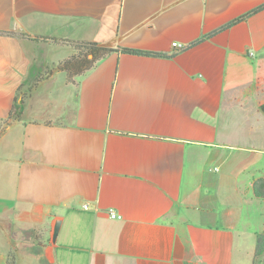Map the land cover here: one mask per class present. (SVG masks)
Listing matches in <instances>:
<instances>
[{"label":"crops","instance_id":"0c3cea01","mask_svg":"<svg viewBox=\"0 0 264 264\" xmlns=\"http://www.w3.org/2000/svg\"><path fill=\"white\" fill-rule=\"evenodd\" d=\"M263 3L0 0V264H236L264 228ZM38 36L161 55L69 82Z\"/></svg>","mask_w":264,"mask_h":264},{"label":"trees","instance_id":"16d2710c","mask_svg":"<svg viewBox=\"0 0 264 264\" xmlns=\"http://www.w3.org/2000/svg\"><path fill=\"white\" fill-rule=\"evenodd\" d=\"M264 8V3L257 6L256 8L250 10L243 16H240L239 19L245 18L248 15ZM215 31L211 32L209 35L214 33ZM35 39H39L41 41H62L64 43H67L70 45L75 52L68 56L67 58L63 59L62 61H59L57 64L54 65L52 69L60 70L65 72L66 79L69 82H73L76 77L81 76L88 70L92 69L97 62H99L101 59H103L106 55L120 51L122 53H129V54H143V55H161V53L147 51V50H139V49H133V48H109L107 46H104L102 44H99L97 42L93 41H74V40H60L57 38H49L44 36H38ZM41 78V75L37 76L36 81H39ZM23 102V98L19 97L15 99L14 108L11 111V114H13L16 109H19ZM258 108L259 110L264 112V101L258 102ZM264 178H259L255 180L254 182V194L257 197L264 196ZM264 252V231L261 235H257L256 237V245H255V254H262ZM11 264V262L9 263Z\"/></svg>","mask_w":264,"mask_h":264},{"label":"rangeland","instance_id":"374dc122","mask_svg":"<svg viewBox=\"0 0 264 264\" xmlns=\"http://www.w3.org/2000/svg\"><path fill=\"white\" fill-rule=\"evenodd\" d=\"M72 48V47H71ZM73 49V48H72ZM73 52L75 50L73 49ZM262 87L259 90V95L262 100H264V83H262ZM262 211V208L259 209V212ZM264 211V209H263ZM264 213V212H263ZM262 223V222H261ZM257 220L254 224L256 227H259L258 232L255 235V238L251 239L247 236L246 239H243V241H237V251H236V264H264V255L263 254H255L250 255V253L255 249L256 245V235H261L264 231V228L262 229L263 225ZM262 229V230H261ZM245 241V243H244Z\"/></svg>","mask_w":264,"mask_h":264},{"label":"built area","instance_id":"2783aa9c","mask_svg":"<svg viewBox=\"0 0 264 264\" xmlns=\"http://www.w3.org/2000/svg\"><path fill=\"white\" fill-rule=\"evenodd\" d=\"M172 47L173 48H177V49H179V48H181V44H179V43H177V42H172ZM86 206H84V208H85ZM109 216L111 217V218H119V216H117L114 212H110L109 213Z\"/></svg>","mask_w":264,"mask_h":264},{"label":"water","instance_id":"95a60500","mask_svg":"<svg viewBox=\"0 0 264 264\" xmlns=\"http://www.w3.org/2000/svg\"><path fill=\"white\" fill-rule=\"evenodd\" d=\"M59 229V223L54 226L53 237L55 238Z\"/></svg>","mask_w":264,"mask_h":264}]
</instances>
